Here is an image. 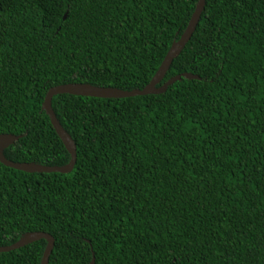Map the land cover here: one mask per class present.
<instances>
[{"label": "trees", "instance_id": "obj_1", "mask_svg": "<svg viewBox=\"0 0 264 264\" xmlns=\"http://www.w3.org/2000/svg\"><path fill=\"white\" fill-rule=\"evenodd\" d=\"M199 0H0V135L66 166L53 87L144 89ZM160 94H58L68 173L0 161V247L52 235L49 264H264V0H206ZM40 239L0 264H41Z\"/></svg>", "mask_w": 264, "mask_h": 264}, {"label": "water", "instance_id": "obj_2", "mask_svg": "<svg viewBox=\"0 0 264 264\" xmlns=\"http://www.w3.org/2000/svg\"><path fill=\"white\" fill-rule=\"evenodd\" d=\"M206 0H199L196 6V10L186 28L185 32L181 36V38L174 42L171 49L166 55L161 67L157 71L156 75L153 77L152 81L142 90H132V91H125L117 88L112 87H98L90 84L84 83H70V84H63L56 87H53L49 90L45 102H44V110L50 116L52 125L54 126L57 134L63 141L65 147L71 154V161L66 166H44L35 163H20V162H13L8 160L4 152L5 150L18 141L20 139L19 136L14 134H1L0 135V161L8 166L12 167L17 170L30 172V173H50V172H61V173H68L71 172L77 162V146L73 138L69 135V133L65 130L61 122L58 120L56 114L52 108V99L55 95L58 94H72L78 96H88V97H97V98H124V97H133L138 95H148V94H160L167 90V88L173 84L174 82L181 80L183 77H187L189 79L198 78L196 75L191 73H184L177 75L171 79H169L165 84L158 87V84L162 82L165 78L168 70L170 69L173 61L177 58L183 49L186 47L187 43L193 36L198 23L201 19L202 12L205 7ZM40 239H46L48 241V246L44 252L43 260L41 264H49L50 255L55 245V239L52 235L45 233V232H32L27 234L18 242L10 245L0 247V252H8L18 248H21L25 245L33 243ZM94 264V262H92Z\"/></svg>", "mask_w": 264, "mask_h": 264}]
</instances>
